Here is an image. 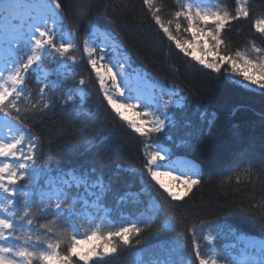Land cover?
<instances>
[{"label": "trees", "instance_id": "trees-1", "mask_svg": "<svg viewBox=\"0 0 264 264\" xmlns=\"http://www.w3.org/2000/svg\"><path fill=\"white\" fill-rule=\"evenodd\" d=\"M57 2L61 5L63 25L75 33L76 48L71 55L77 62L55 89L45 91V101L41 100L35 75H28L27 96L17 101L19 114L9 110L8 117L17 122L19 116L20 123L35 137L39 169L52 175L73 172L102 180L107 190L100 199L101 206L113 218L127 214L141 221L142 231L133 238L132 245H120V252L115 258H108L107 264H136L139 254L145 261L172 257L174 264H180L181 254L173 251L177 243L184 245L191 264H198L193 240L199 244L201 256H208L204 237L209 229L233 230L264 240V89L244 85L227 62L216 71L183 54L155 23L153 11L144 0ZM185 2L153 0L162 22L179 40L186 38L188 24L183 17L176 18L175 12L182 10ZM218 6L235 14V0H218ZM248 8V18L234 20L223 30L222 44L215 46L219 54L234 55L240 50L255 57L252 45L264 48V34L253 27L254 20L264 18V0H248ZM177 22L181 24L179 31ZM94 26L114 36L133 67L173 85L186 97L185 106L174 111L178 121L175 128L145 137L114 113L83 52V44ZM81 79L86 82L85 101L66 102V93ZM167 135L170 141L166 140ZM159 140L199 167V183L182 199L165 193L145 167V146ZM180 140H187L188 147L176 148ZM246 172H250V177L245 176ZM39 184L44 186V179ZM73 198H68L65 211ZM30 199L38 204L35 197ZM170 218H174V227L168 226ZM53 219L36 215L34 225L39 228ZM194 226L198 230L195 238L190 231ZM49 227L52 232L39 231L47 233L53 243L63 239L62 249L66 251L71 229L63 219Z\"/></svg>", "mask_w": 264, "mask_h": 264}, {"label": "snow or ice", "instance_id": "snow-or-ice-1", "mask_svg": "<svg viewBox=\"0 0 264 264\" xmlns=\"http://www.w3.org/2000/svg\"><path fill=\"white\" fill-rule=\"evenodd\" d=\"M144 2L153 11L155 23L168 35L169 40H173L176 47L186 55L189 53L184 44L191 47L196 40V33L210 37L211 41L215 42L214 50L215 46L222 44L223 30L232 21L239 18L246 19L250 14L248 0H235L234 15L226 7L221 10L218 0H186L182 10L175 12V17H183L188 24L185 31L194 29V32L193 40H186L182 43L172 35L169 26L162 22L161 17L157 14L159 9L153 8V0H144ZM0 5L5 10L18 7L10 0H0ZM60 7L57 0H44L40 5V15L25 20L24 28L20 31L5 33L0 37V44L3 45L5 51L3 60L5 67L0 70V113H3L5 118L10 116L9 110H14L19 114L17 101L27 91L24 85L28 75L37 74L38 82L43 83L44 86L40 88L41 100H43L46 89H55L61 78L71 71L69 62L71 64L77 62L76 57L71 55V51L76 48L72 40L75 33L62 26ZM193 8L195 9L194 15ZM49 18L52 20L51 24H49ZM201 22L203 23L201 24ZM168 24L170 25L171 21ZM209 24L213 27H209ZM175 27L179 31L181 24L177 22ZM253 27L258 33L264 34V18L254 20ZM252 50L257 54L255 57H251L247 52L237 50L234 55L217 53L219 61L216 63H205L204 59H197L200 64L216 71H220L221 63L227 62L232 65L234 73L243 76L244 81L264 89V48L256 47L253 44ZM96 51L95 45H90L86 40L84 53L88 56V63L96 73L101 90L104 91V98L118 115L127 119L120 109H135L138 105L131 102H118V99L125 95L122 85L118 82V73L113 72L114 65L111 60L104 62V49H100L99 57L96 56ZM24 56L27 58L24 59ZM45 60L58 65L55 79H49L53 73L41 67ZM238 62H242L244 66L240 71H237ZM60 68L65 71H60ZM123 69L124 65H120L119 75L123 74ZM249 69L258 72L259 79L249 75ZM109 79L111 87L118 94L116 98L107 90ZM85 83L81 79L80 87L73 89V92L82 94ZM163 95H167L169 99L163 100ZM173 95L172 91L163 92L162 90L161 97L154 98V100L159 99L160 103L156 104L152 111L148 110L151 102H142L140 106L144 107L145 111L136 114L148 116L151 119L142 122L140 126L131 122L132 128L141 135L160 133L165 128L166 110L173 103L171 99ZM73 99V94L70 93L67 96V101ZM132 99V97H128V101ZM32 107L35 108L36 105H32ZM44 107H48L47 102L44 103ZM162 108L165 110V119L160 118ZM4 127L8 129V135H0V193L4 194L0 195V264H107L108 258H115L120 252V245L125 247L132 245L133 238L138 237L142 231L139 226L140 220H122L118 224L109 216L104 219V224L113 230L102 232L101 224L97 223L95 218L87 212L88 208L99 206V201L107 190L102 180H92L87 174L63 173L57 177L46 179L45 185L40 186V178L48 177L49 172L36 166L38 145L35 142V137H32L30 131L20 123L19 116H17L16 125L5 119ZM145 151L149 157L145 167L152 179L161 188L168 191L173 199L181 197L174 195L161 177H168L181 183L186 186L187 190H191L193 185L199 183L198 179L193 178L197 174L194 165L184 163L177 167L175 162L161 163V161H165V156H168L171 161V156L158 145L155 147L146 145ZM165 168L167 170H161ZM250 175V172L245 173V176L250 177ZM237 182H240L239 176ZM73 186L77 189L83 186L85 194L74 197L71 206L65 211V205L68 204L70 195L69 190ZM187 194V191L183 193L185 196ZM21 196L23 199H20ZM89 196L95 197V200H89ZM31 197L38 200L37 205L33 204ZM78 203L82 204L80 211H77L76 208ZM36 215L52 216L54 219L48 224H40L39 228H36L34 225ZM61 219L71 229L66 251L62 249V244L65 243L63 239H57L53 243L51 239L47 238V233L42 234L39 231V229H47V232H52L49 224L55 225ZM76 221H80V223L77 224ZM168 226L174 227V218L169 219ZM190 231L195 238L198 234L197 228L194 226ZM204 239L209 245H212L215 238L206 235ZM136 243H139L138 239ZM193 245L198 264H219V258L215 255L201 256L199 244L195 239ZM260 249L264 252V242H261ZM173 251L181 254L180 264H191V258L185 255L186 249L183 244L177 243ZM211 252H215L214 247H210ZM139 264H160V262L158 260L144 261L141 258ZM163 264H172V262L165 260ZM232 264H245V262L233 261ZM260 264H264V259H261Z\"/></svg>", "mask_w": 264, "mask_h": 264}, {"label": "rangeland", "instance_id": "rangeland-1", "mask_svg": "<svg viewBox=\"0 0 264 264\" xmlns=\"http://www.w3.org/2000/svg\"><path fill=\"white\" fill-rule=\"evenodd\" d=\"M26 1L25 0H10V2L12 4L18 6L12 10H5V8L2 5L0 6V37H2L5 33H13V32L20 31L21 29L24 28V21L25 20H27L29 17H36V16L41 14L40 5L44 2V0H26ZM59 13H60V11H59ZM60 16H61V14H60ZM51 23H52V20H51V18H49V24H51ZM62 26L64 28H66L63 25V20H62ZM211 27H213V26L211 25ZM93 29H97V31H96L97 39L94 43H92L90 45H95V47L97 49V51H96L97 57H99V55L101 54L100 49L101 48L104 49V57H105L104 62L106 63L108 60L112 61V65H114L113 72L118 73V77H117L118 82L122 85V87L125 91L124 97L119 98L118 102L119 103L131 102V103L138 105V107L135 109H128V108H121L120 109V112H122L123 116L127 117V119L122 118L120 115L117 114L116 110L112 109L114 111V113L121 120H123L131 129H133L135 131V129L132 128V126H131V122H135L137 124V126H140L142 124V122L151 119V117L139 116L136 114L137 112H144L145 111V108L140 106L142 104V102L143 103L151 102L148 110L152 111V110H154L155 105L160 103L159 99L154 100V98L161 97L162 90H163V92L172 91V92H174V95L171 97L173 103L166 110L165 128L162 129V131L160 133H150L149 135H142V136L150 137L153 134L162 135L164 133H168L169 130L175 128L178 125V121L175 119L174 111L177 109H182L185 106V96L181 95L180 90H178L173 85H166L165 83L156 79L152 74H149L145 71H142L139 68L133 67L130 64L127 55L123 52L121 45L118 44V42L116 41V39L112 35L103 31L102 29H100L98 27L92 28L90 33L93 31ZM193 32H194V29H189L188 31H184V35L186 38H181V40H183L181 42L183 43L186 40H193ZM90 33H89V35H90ZM88 36H87L86 40L88 39ZM72 40L74 42L73 37H72ZM58 43H59V41H58ZM184 47L187 49V51L189 53V54H187V56H189L190 58H192L193 60H195L198 63H199V59H204L205 63H216L219 61V57L217 55V53H218L217 49L215 48L213 50L214 45L209 41L208 36H204V35H201L200 33H196V40L193 42V45L191 47H189L188 44L185 43ZM83 52H84V45H83ZM182 53L185 54L184 52H182ZM4 56H5L4 47L2 44H0V70H3V68L5 67L4 62H3ZM86 57L88 58L87 55H86ZM26 58L27 57L24 56V59H26ZM197 58H199V59H197ZM221 64H223V63H221ZM69 65H70V68L72 71V69L74 68V64H71V62H69ZM120 65H124L122 75H119ZM200 65H203V64H200ZM98 66H99V61H98ZM41 67L48 69L50 72L53 73L49 77V79H55L56 78L55 72L58 68L57 64H55L49 60H45L42 63ZM243 67L244 66H243L242 62L237 63V71H240ZM59 70L62 72L65 71V69H63V68H60ZM70 72H67V73H70ZM33 74L35 75V80L40 85V87H43L44 86L43 83L38 82L37 74H35V73H33ZM94 74L96 75L95 72H94ZM248 74L253 75V77L255 79H259V73L258 72H254L253 70L249 69ZM64 77L61 78L60 82L64 79ZM235 78L236 79H242L243 84L248 86V87L259 88L257 85H252L249 82L244 81L242 75L236 74ZM59 83H58V85H59ZM24 87L26 88V83H25ZM78 87H80L79 83L75 87L68 90V92L65 95V101L66 102L72 103L75 99H79L81 102L85 101L87 93H86V89L84 88V86H83V93L82 94L79 92H73V89H76ZM107 90L111 94H113L114 98L117 97L118 94H116L115 89L111 87L110 79L108 80ZM27 93H28V91H25L20 99L26 98ZM70 93L73 94L74 99L72 101H67V96ZM102 93L104 96V91H102ZM129 96L133 98L131 101H128ZM40 97H41V94H40ZM162 99L168 100L169 97L167 95H163ZM43 100L44 101L46 100L45 94H44ZM160 118L165 119V110L163 108L161 109ZM5 119H8L11 122V124H13V125H16L17 122H15L14 120H12L9 117L5 118L3 113H0V135L6 136V135H8V129L6 127H4V120ZM136 133L141 135L138 132H136ZM166 140L170 141L169 135L166 136ZM147 145H152L153 147L158 145L161 149L165 150L166 152H168L170 154L171 161H169L168 156H165V161H161V163L175 162L177 167L183 165L184 163H189V164L194 165L196 168L197 174L194 175L193 178L197 179V175H198L197 164L194 163L193 161L189 160L188 158L184 157V156L176 155L172 146H170V145H168V144H166L160 140L155 141V142H150ZM188 145H189V142L187 140H180L177 142L175 147L176 148H180V147L185 148V147H188ZM145 148H146V146H145ZM144 152H145L146 158L148 159L149 158L148 153L145 151V149H144ZM161 154L163 155L164 153L162 152ZM161 170H167V168L161 169ZM69 173H73V172H69ZM174 174H178V173H174ZM59 175H61V174H58V175L49 174L48 177H41L39 180V183L42 179H44V185H45L46 179H49L52 177H57ZM161 179L164 182V184L168 188L171 189V191L174 195L181 197L180 199H182L185 196V195H183V193L185 191H187V192L189 191L186 189L185 185L178 183L176 181H173V180L169 179L168 177H161ZM157 185L159 186L158 183H157ZM161 189L168 194V191H166L164 188H161ZM84 194H85V190H84L83 186H81L79 189H77L75 186H73L70 189V195L71 196L77 197L79 195H84ZM1 195H4V194H1ZM70 195H69V197H70ZM170 197L172 198V196H170ZM88 199L89 200H95V197L89 196ZM71 204H72V201L69 203V205L71 206ZM76 206L78 207V211H80L82 208V204L78 203ZM87 212L95 218V221L97 223L101 224L100 230L102 232L108 231V230H113V229L108 228L104 224V219L106 217H109V216L112 219H114L118 224L122 220L123 221H136L133 218H129V216L127 214H122V215L118 216L117 219L113 218L110 215L109 211L105 210L101 206L100 201H99L98 207H90L87 209ZM76 223L79 224L80 221H76ZM81 231L83 233V230H81ZM206 235H209V236H212L215 238L212 245H209L206 241H205V243L208 246V255L217 256L219 258V264H231V262H233V261H237V262L244 261L245 264L248 262L260 263L261 259H264V252H262L260 249L261 242H264L262 239L252 237V236H247L244 234H236L233 230H224V229H217V230L209 229V230H207L205 236ZM78 238H82V237H78ZM210 247H214L215 252L210 253ZM221 255H223L224 258H221L220 257ZM141 258H143V255L139 254L136 258L137 264H139ZM143 260H144V258H143ZM165 260L171 261L172 264H174L172 257H166L165 259H161L160 261L159 260L158 261L160 262V264H163V262ZM152 261H157V260H152Z\"/></svg>", "mask_w": 264, "mask_h": 264}, {"label": "bare ground", "instance_id": "bare-ground-1", "mask_svg": "<svg viewBox=\"0 0 264 264\" xmlns=\"http://www.w3.org/2000/svg\"><path fill=\"white\" fill-rule=\"evenodd\" d=\"M26 1V0H25ZM27 2V1H26ZM1 6V5H0ZM96 31L97 29H93V31L90 33V35L88 36V41L90 44L94 43L97 39V36H96Z\"/></svg>", "mask_w": 264, "mask_h": 264}]
</instances>
